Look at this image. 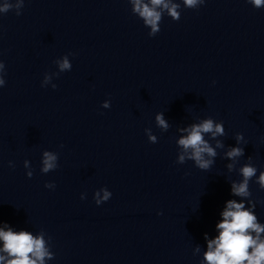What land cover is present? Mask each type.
I'll return each instance as SVG.
<instances>
[{
    "label": "clouds",
    "instance_id": "clouds-1",
    "mask_svg": "<svg viewBox=\"0 0 264 264\" xmlns=\"http://www.w3.org/2000/svg\"><path fill=\"white\" fill-rule=\"evenodd\" d=\"M257 7L264 5V0H251ZM21 3L17 7H21ZM134 5L133 11L143 18L144 24L151 27L150 37L155 36L160 31L159 22L161 20V13L157 11V7L162 6L167 9L169 15L173 19L179 18V13L176 9L179 5L172 4L171 7L166 0H148L147 3L143 0H132ZM186 6L192 8L198 3V0H184ZM11 5L5 4L0 8V12H7ZM17 12L16 15H20ZM3 67V64H0ZM61 71L70 70L71 65L65 57L62 62H59ZM47 79V78H46ZM4 84V80L0 79V85ZM55 87V85L53 86ZM105 107L108 105L105 104ZM158 124L167 128L165 120L162 115L156 117ZM188 132L186 137H182L178 144L183 148L184 152L188 154V158L195 161L196 166L200 169H208L213 161L205 159L208 157H215V150L209 146L208 142L204 139V133H211L213 137L224 134L222 124L213 123L212 119H206L199 124H194L190 129H184ZM151 139H155L154 137ZM237 141L243 139V135L238 133L236 136ZM62 147V145H61ZM217 147H222L220 142H217ZM189 149L191 152L189 153ZM227 157L235 159L243 155V149L236 147L227 152ZM43 171L48 172L50 169L56 168V155L45 151L43 153ZM185 155L179 157V162L183 163ZM27 163V162H26ZM232 165H229L231 168ZM241 174L244 177L243 182L232 184V192L237 196H247L248 181L255 175L256 168L245 165L241 169ZM31 176V173H29ZM261 187H264V173L259 177ZM53 186V185H46ZM99 196V193L96 194ZM111 193L105 191L104 200H108ZM96 203L99 205L100 200ZM223 220L217 224L220 230L219 236L213 240L208 241V251L205 253L204 259L207 264H264V238L261 233H264V226L257 222V217L250 210H245L242 203H237L235 200H229L225 210L222 212ZM253 233L255 235H253ZM0 240L3 241V248L0 251L7 253L8 259L6 264H44V258L51 254L46 250L45 243L42 237H34L31 233L26 231L13 232L11 229L4 231L0 229ZM5 261V256L0 255V262Z\"/></svg>",
    "mask_w": 264,
    "mask_h": 264
}]
</instances>
